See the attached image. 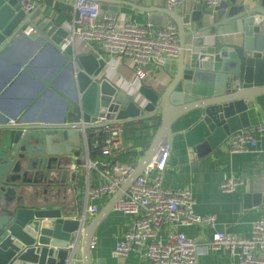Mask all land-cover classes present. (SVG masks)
I'll list each match as a JSON object with an SVG mask.
<instances>
[{"label":"water","instance_id":"obj_1","mask_svg":"<svg viewBox=\"0 0 264 264\" xmlns=\"http://www.w3.org/2000/svg\"><path fill=\"white\" fill-rule=\"evenodd\" d=\"M102 10L116 11L123 1L95 0ZM106 3L115 4L107 6ZM141 11L153 9L130 3ZM206 3L180 8H160L151 15V25H176L180 50L171 58L152 57L164 68L169 84L162 90L142 84L140 99L104 78L105 61L93 51H75L64 45L67 30L53 17L40 16V7L24 11L18 0H0V61L17 40L26 37L51 47L68 61L72 94L63 102L58 117H24L0 121V264H65L68 245L79 221L75 202L78 179L85 157L82 128L93 127L99 112L121 124L139 122L153 130L149 149L134 172L114 193L110 205L87 221L79 238L83 264H93L92 238L99 221L120 198L130 182L141 174L148 152L170 141L171 124L181 115L198 110V122L207 129L203 140L192 147L196 157L215 150L237 130L249 129L261 112L257 97L264 95V0L254 5L242 0H221L213 15ZM30 28L28 34L25 32ZM34 48L22 57L6 81L28 72ZM32 57V58H31ZM33 59V60H34ZM0 85L3 88L7 82ZM12 84V82L9 84ZM136 133L140 135L141 131ZM73 163V168H70ZM243 201L246 206L264 203V192L254 191L249 181Z\"/></svg>","mask_w":264,"mask_h":264},{"label":"built area","instance_id":"obj_2","mask_svg":"<svg viewBox=\"0 0 264 264\" xmlns=\"http://www.w3.org/2000/svg\"><path fill=\"white\" fill-rule=\"evenodd\" d=\"M46 1L52 5L71 7V18L64 26L67 35L63 44H70L74 48L80 45L83 51L97 53L106 63L102 70L104 78L117 85L125 84L126 93L134 95L135 100L140 99L139 86L147 83L148 65L152 57L173 59L180 50L174 23L153 28L148 20L138 23L117 11L102 10L95 0H18L24 11L41 7L39 5ZM186 1L191 5L205 2V10L213 15L214 8L221 0H165V6L172 10L180 8ZM30 31L28 28L26 32ZM125 61L132 72L131 78L118 71L117 65ZM93 124L92 128L84 129L81 122L70 123L71 128L81 126L82 138L84 142L89 139L92 148L89 149L85 143L86 154L81 163L86 183L84 209L80 212V224L68 245L69 255L65 264L74 263V251L78 250L83 227L88 217L98 211L94 200L118 192L136 168V162L130 158L120 159L125 151L123 124L107 120L106 112H99ZM253 131L264 135V124L231 133L225 140L228 149L236 152L255 147L258 140ZM169 152V143L160 141L141 174L130 182L115 202L114 209L129 216L130 223L127 231L115 242L112 255L126 256L135 252L145 259L146 264H198L197 257L202 252L223 248L236 258L237 264H264V218L252 223L247 237L216 231L208 240H196L178 229V224L211 225L215 215L195 214L193 196L188 188L171 189L163 185L162 175ZM237 185L235 178L224 177L219 188L233 192Z\"/></svg>","mask_w":264,"mask_h":264},{"label":"crops","instance_id":"obj_3","mask_svg":"<svg viewBox=\"0 0 264 264\" xmlns=\"http://www.w3.org/2000/svg\"><path fill=\"white\" fill-rule=\"evenodd\" d=\"M123 1L117 5V13L132 17L138 23H145L151 15H160L156 10L166 8L165 0H116ZM254 5L257 0H242ZM130 3L140 7L153 9L152 12L141 11L134 8ZM191 2L186 1L180 7V13L190 11ZM62 5V4H61ZM107 6L115 4L106 3ZM40 16L53 17L61 25L71 18L70 8L66 11L55 8V4H40ZM64 8L69 7L62 5ZM111 11V10H105ZM111 11V12H116ZM164 18L162 15H160ZM168 23H173L168 20ZM162 27L153 25V28ZM27 31V30H26ZM25 31V32H26ZM27 33V32H26ZM29 33V32H28ZM27 33V34H28ZM36 43L26 37L17 40L11 51H8L0 61V85L11 75L15 65L21 61L31 50L36 48L33 56L36 58L29 65L28 72L22 73L17 79L6 81L7 84L0 89V121L20 119L24 117L38 118L40 113L46 117H58L63 107V102L70 98L72 94V77L70 75L68 61L45 44ZM75 51H83L80 45L75 47ZM32 58V57H31ZM174 62L176 58H173ZM124 63L118 64L117 68L126 78L132 77V72ZM149 76L146 84L152 85L158 90L164 89L170 82L169 75L161 65L152 60L149 62ZM157 81L162 82L159 85ZM12 84L9 87V84ZM114 83V82H113ZM115 84V83H114ZM115 86L123 89L125 84ZM258 106L264 115V95L257 97ZM198 110H194L181 115L170 127V145L167 165L162 175L163 185L171 189L188 188L193 196V211L197 215L214 214L215 219L211 225L191 224L177 227L186 236L196 240H208L216 231L227 232L236 236L247 237L250 234L252 223L259 218H264V203L256 206H246L243 201L245 189L249 187V181L254 191L264 192V135L253 131L257 144L249 150L232 152L225 142L215 150L203 157H196L192 147L201 142L208 131L198 122ZM250 128L264 124V119L259 114L251 120ZM124 125V124H123ZM153 130L143 129L136 137L146 135L149 144L144 145L145 150L132 158L137 164L145 156L150 146ZM123 145L125 151H140L143 146L135 145L133 140L125 139L123 134ZM156 148V147H155ZM148 152L149 158L154 153ZM125 151L123 153H125ZM82 162L83 154L80 155ZM70 163V168H73ZM94 174V173H93ZM92 174V182L95 181ZM224 177H233L238 180L236 190L226 192L219 188V184ZM75 202L79 212L83 208L85 174H80ZM114 196V195H113ZM113 196H102L94 200L98 206V211L88 217L92 220L105 207L110 205ZM130 218L126 214L114 209L111 210L99 221L93 238L91 247V259L93 264H146L145 259L138 253L131 252L126 256L112 255L115 242L129 228ZM79 251V249H78ZM75 264H83L77 252ZM198 264H237L235 257L231 256L226 249L220 248L207 250L197 257ZM261 264V263H256Z\"/></svg>","mask_w":264,"mask_h":264},{"label":"trees","instance_id":"obj_4","mask_svg":"<svg viewBox=\"0 0 264 264\" xmlns=\"http://www.w3.org/2000/svg\"><path fill=\"white\" fill-rule=\"evenodd\" d=\"M46 3L51 4L50 1H46ZM55 8H61L63 10H68L70 7H66L64 8V6H62L61 4H55L54 6ZM123 134L125 136V139L127 140H133L135 145H139V146H144L149 144V140H146V135H142L139 137H136V131L140 130L142 131L145 128V125L139 122H131V123H126L123 125ZM142 151H125V153H122L120 159L121 160H126L128 159V157H136L139 154H141Z\"/></svg>","mask_w":264,"mask_h":264}]
</instances>
